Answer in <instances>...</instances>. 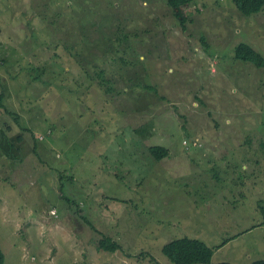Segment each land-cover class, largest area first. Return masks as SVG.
<instances>
[{
    "label": "rangeland",
    "instance_id": "374dc122",
    "mask_svg": "<svg viewBox=\"0 0 264 264\" xmlns=\"http://www.w3.org/2000/svg\"><path fill=\"white\" fill-rule=\"evenodd\" d=\"M188 12L183 28L166 0H0V93L14 111L0 128L4 264H175L163 246L183 236L214 249L210 264L264 257V67L236 58L243 42L264 55V9L191 0ZM44 44L82 52L47 59L49 85L22 59ZM81 65L129 92L81 87ZM15 113L35 148L30 133L17 140ZM104 236L121 249L100 250Z\"/></svg>",
    "mask_w": 264,
    "mask_h": 264
},
{
    "label": "trees",
    "instance_id": "16d2710c",
    "mask_svg": "<svg viewBox=\"0 0 264 264\" xmlns=\"http://www.w3.org/2000/svg\"><path fill=\"white\" fill-rule=\"evenodd\" d=\"M236 8L242 12L243 14L249 15L254 14L262 11L264 9V0H232ZM191 0H166V3L171 8V12L173 16L176 18L178 23L181 25V27L186 28L187 23L190 19L188 7L190 5ZM54 20V18H52ZM66 46V47H65ZM59 45L56 48L48 49V47L45 46V44L41 47V53L42 50H45L46 53L41 54L40 52L38 54L34 53H27L22 56V59H26L30 63H36L32 68H29L28 71L25 73L29 76L33 75L34 79H42V83L45 82V84L49 85L50 81H45L43 78V75L45 74V62L47 59H54L57 61H64L68 58L71 60V63L73 61L80 62L79 56L82 53L78 47L79 46H73L72 48L68 47V45ZM62 48V50H60ZM74 49V50H73ZM64 50V51H63ZM49 51L50 53H47ZM75 55V56H73ZM26 56V57H25ZM122 60L125 62H128V58L124 57V55L121 56ZM236 58L243 60V61H250L256 64L258 67H264V55L257 50L254 46L248 44V43H240L236 47ZM72 66H74L72 64ZM84 65H81L83 67ZM83 72L87 76V79H83L81 82L78 83L82 86H86V89L89 88V86L93 85L91 81L93 79H100V82L98 84L99 88L101 87L102 90L104 89L106 92H111L115 95H126L129 92V86L122 85L121 87H115L116 80H113L111 77L106 76V68L105 67H96L94 74H92L91 70L86 68L84 66ZM38 70L39 73H38ZM68 69L63 68L62 70L58 71L60 72L59 75H61V72H66ZM37 72V73H36ZM83 74V73H82ZM94 75V76H93ZM33 80V79H32ZM90 81V82H89ZM78 85V84H77ZM147 86V85H144ZM80 87V86H79ZM150 88H153L156 91L155 86H149ZM92 94L93 91H85V94L87 93ZM78 99L80 100H86V95H77ZM4 92L2 91L0 93V128H6L10 130L12 126L10 125V121L8 120L7 115L8 114H14L7 105L4 102ZM61 101V100H59ZM59 104H62L61 102H58ZM20 113H15V117H13V121L19 125L21 128L20 133H18L17 140L24 142V139L27 135L26 133H30L31 138L34 140V148L36 147L37 142V136L34 132V129L27 126H22L20 123ZM3 118V122L1 119ZM54 126V125H53ZM51 126L50 130L54 131L56 128ZM138 132H144V128L137 129ZM8 141L10 140V147H11V154L16 156H19L15 153L16 150H22V146L15 145V141L12 139L6 138ZM186 142V140H185ZM150 152L158 159H162L163 157L168 156L169 148L164 145L154 144L149 147ZM14 157V160H15ZM73 178V177H70ZM260 209L262 211L263 215V223H264V205L260 206ZM99 249L100 250H107V251H117L121 249V245L113 240L109 236H104L100 242H99ZM163 252L174 262L175 264H191V263H199V264H210L211 259L214 253V249L209 246L205 241L196 238V237H190V236H183L176 239H173L163 246ZM153 258V257H152ZM5 253L3 249L0 246V264L5 263ZM218 264H227V263H218ZM250 264H264V257L254 260Z\"/></svg>",
    "mask_w": 264,
    "mask_h": 264
}]
</instances>
